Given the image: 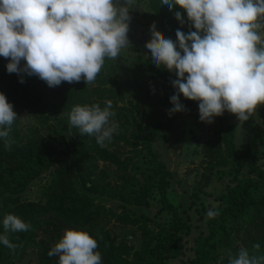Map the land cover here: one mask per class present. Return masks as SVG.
I'll use <instances>...</instances> for the list:
<instances>
[{
  "label": "trees",
  "instance_id": "1",
  "mask_svg": "<svg viewBox=\"0 0 264 264\" xmlns=\"http://www.w3.org/2000/svg\"><path fill=\"white\" fill-rule=\"evenodd\" d=\"M143 1L159 33L173 43L178 29L185 34L195 30L178 7L169 10L161 0ZM177 11L183 25L175 18ZM134 43L131 48L138 50ZM136 61L148 78L163 82L168 118L152 117L135 131L136 118L130 122V111L112 104V119L119 127L101 147L94 135L70 128L69 113L77 105L103 108L116 96L108 88L119 86L111 59L105 58L91 84L81 79L48 87L35 75L8 73L10 61L0 57V94L17 115L11 125L10 150L0 140V235L7 234L17 247L10 250L0 243V264L20 262L30 249L36 251L37 264H58V256L47 253L66 230L83 231L96 240L101 264H170L183 256L187 260L182 264H229V253L235 257L241 248L250 255H264V126L256 121V112L243 122L249 138L242 144L236 143L227 115L216 117V129L201 146L207 166L184 199L176 195L173 174L155 149L168 141L174 128L177 116L170 109L171 97L178 91L173 86L176 72L155 66L151 54ZM178 98L186 110H199L198 102ZM22 116L28 123H21ZM212 175L226 181L214 198L217 205L207 200L210 195L205 190ZM42 176L46 179L41 198L25 199L22 194ZM209 209L219 214L209 218ZM194 213L198 221H205L206 231L200 230L192 247H184ZM8 214L31 228L5 233L3 219ZM257 243L260 248L255 250Z\"/></svg>",
  "mask_w": 264,
  "mask_h": 264
},
{
  "label": "clouds",
  "instance_id": "2",
  "mask_svg": "<svg viewBox=\"0 0 264 264\" xmlns=\"http://www.w3.org/2000/svg\"><path fill=\"white\" fill-rule=\"evenodd\" d=\"M135 0H0V57L8 59V73L37 76L48 87L62 82L95 81L105 58L115 60L129 47V12ZM169 10L186 13L194 31H176V43L150 26L145 44L155 66L175 70L170 112L183 110L179 95L198 102L201 121L212 123L225 111L243 123L264 104V0H161ZM175 18L182 25L181 12ZM177 47L179 50H177ZM24 61L21 67L20 62ZM186 77V79H185ZM23 83V80L20 81ZM111 101L74 106L70 128L94 135L97 144L111 141L119 125L112 118ZM17 119L13 106L0 94V140L11 148V125ZM219 213L209 209L206 215ZM5 233L26 232L30 224L8 214ZM0 243L15 250L7 234ZM97 241L88 233L66 230L47 253L58 264H101ZM260 245L254 244L258 250ZM229 264H264V255L241 248Z\"/></svg>",
  "mask_w": 264,
  "mask_h": 264
},
{
  "label": "rangeland",
  "instance_id": "3",
  "mask_svg": "<svg viewBox=\"0 0 264 264\" xmlns=\"http://www.w3.org/2000/svg\"><path fill=\"white\" fill-rule=\"evenodd\" d=\"M129 16L128 32H130V36L132 35L138 50L131 48L133 40L131 41L127 33L130 46L122 49L115 60L111 59L117 71L115 77L119 86L114 88L113 85H109L108 88L111 89L112 94H116L114 98L110 99L111 103L118 109L123 108L130 111V114H128L130 122L134 123L136 118L139 127L134 123L132 130L137 131L141 130L147 120L152 117H161L166 121L168 113L163 107L165 93L162 88L163 82L148 78L145 70L136 61L138 56L145 57L151 54L145 44L151 39L150 26L155 24V30L159 32L158 25L156 22L151 21L150 11L143 0H135ZM174 89L176 90L175 87ZM179 103L182 105L180 100ZM198 112L199 110L190 111L184 107L182 111L174 112L177 117L168 141L155 145L160 158L173 174L171 185L174 187L176 195H180L184 199L191 193L195 183L201 179L202 173L207 166L205 163L206 158L201 153V146L212 136L217 123V118L213 117L212 123L204 122L203 125H200L201 120L197 118ZM224 113L235 128L236 143H246L249 138L248 128L235 115L227 111ZM256 121L264 126V104L259 105L256 109ZM21 123H28V118L22 116ZM66 139L68 140L67 135ZM44 177L42 176L40 179L35 180L22 196L28 200H39L41 198L42 184L46 179ZM212 180L205 190L210 195L207 200L213 205H217L214 198L222 193L226 181H219L214 175H212ZM112 204L107 203L108 206ZM152 212H154V209ZM197 217V214L194 213L191 232L183 238L184 247H192L195 238L200 234V230L201 232L206 231L204 227L205 221H198ZM35 252L31 249L28 250L22 261L13 262V264H37ZM187 254L191 256L190 252H187ZM186 260L187 258L183 256L182 260L172 261L170 264H182Z\"/></svg>",
  "mask_w": 264,
  "mask_h": 264
}]
</instances>
